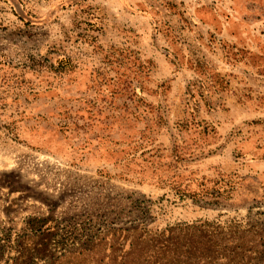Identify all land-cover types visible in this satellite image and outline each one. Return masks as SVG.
<instances>
[{
  "label": "rangeland",
  "instance_id": "rangeland-1",
  "mask_svg": "<svg viewBox=\"0 0 264 264\" xmlns=\"http://www.w3.org/2000/svg\"><path fill=\"white\" fill-rule=\"evenodd\" d=\"M198 220L264 239V0H0V264Z\"/></svg>",
  "mask_w": 264,
  "mask_h": 264
},
{
  "label": "trees",
  "instance_id": "trees-1",
  "mask_svg": "<svg viewBox=\"0 0 264 264\" xmlns=\"http://www.w3.org/2000/svg\"><path fill=\"white\" fill-rule=\"evenodd\" d=\"M187 180L180 181L181 191L190 186ZM207 193L209 190L203 195ZM254 230L258 231L257 238L250 237ZM260 233L257 225L249 227L238 221L181 222L164 230L143 224L119 227L105 235H94L84 249L64 253L53 264H264Z\"/></svg>",
  "mask_w": 264,
  "mask_h": 264
}]
</instances>
